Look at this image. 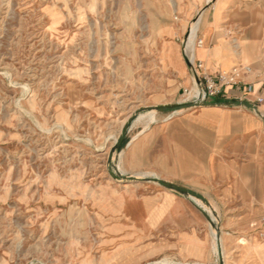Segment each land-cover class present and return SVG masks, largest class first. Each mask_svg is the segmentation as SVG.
Wrapping results in <instances>:
<instances>
[{"label": "rangeland", "instance_id": "1", "mask_svg": "<svg viewBox=\"0 0 264 264\" xmlns=\"http://www.w3.org/2000/svg\"><path fill=\"white\" fill-rule=\"evenodd\" d=\"M194 1L0 0V264H135L123 252L133 244L124 209L163 189L144 180L155 175L140 161L150 128L173 112L138 110L199 97L164 60L176 43V56L186 50L192 61L200 16L215 0ZM112 165L137 180H121ZM197 206L211 219L199 211L212 248L223 250L213 249L217 264L240 256L224 253L227 239L264 244V214L242 224L224 208Z\"/></svg>", "mask_w": 264, "mask_h": 264}, {"label": "crops", "instance_id": "2", "mask_svg": "<svg viewBox=\"0 0 264 264\" xmlns=\"http://www.w3.org/2000/svg\"><path fill=\"white\" fill-rule=\"evenodd\" d=\"M197 41L192 61L186 50V59L176 56V43L166 48L169 72L183 85L198 87L191 65L201 64L208 75L237 69V84L225 85L208 101L221 105L173 111L151 127L149 154L140 163L243 224L264 214V0H215L200 16ZM193 201L166 189L136 198L124 209L132 217V227L125 228L133 244L123 252L135 264H152L161 254L175 255V264H217L213 249L220 246L212 248L206 221L194 207L200 201ZM239 239L226 240L224 253L240 256L224 264H264V244Z\"/></svg>", "mask_w": 264, "mask_h": 264}, {"label": "water", "instance_id": "3", "mask_svg": "<svg viewBox=\"0 0 264 264\" xmlns=\"http://www.w3.org/2000/svg\"><path fill=\"white\" fill-rule=\"evenodd\" d=\"M218 105H221V104L220 103L204 102V101L203 102H189V103H178V104H164V105H158L155 107L140 108L138 111L143 112V111L153 110L155 112H166V111H178V110L201 108V107H213V106H218ZM131 121H132L131 119L127 120V122L122 126L120 134L118 135L117 139L115 140L113 147L109 150L108 157H107L108 164H111L112 155L121 149V147L124 143V139H125L127 129L129 127V124L131 123ZM112 168L114 169L115 174L121 180H124V181H126V180H137V178H135V177H127V176L119 174L116 167L113 165H112ZM111 177L115 178L112 174H111ZM144 180L146 182L157 184L161 188L169 190V191L176 193L180 196L186 197L188 199L194 198V199L199 200L200 202H202L204 204H207V202L203 196H201L200 194H198V193H196L190 189L178 186V185L171 183V182L161 180L157 177H150V178L144 179ZM194 206L196 207V209H198V211H200V213H202L205 216L207 221L209 223H211V219L204 213V211L201 210L195 203H194ZM216 236L218 238L219 234L216 233ZM218 252L220 253V251H218ZM218 264H223V261H222V258L220 255L218 256Z\"/></svg>", "mask_w": 264, "mask_h": 264}, {"label": "built area", "instance_id": "4", "mask_svg": "<svg viewBox=\"0 0 264 264\" xmlns=\"http://www.w3.org/2000/svg\"><path fill=\"white\" fill-rule=\"evenodd\" d=\"M200 44V42H199ZM201 64L190 66L191 73L197 79V85L199 89V97L195 98L193 102H208L212 98L221 94L222 88L225 85H236L239 71L233 69L228 73H216L215 75H208L204 73ZM261 99H257V103H260Z\"/></svg>", "mask_w": 264, "mask_h": 264}, {"label": "bare ground", "instance_id": "5", "mask_svg": "<svg viewBox=\"0 0 264 264\" xmlns=\"http://www.w3.org/2000/svg\"><path fill=\"white\" fill-rule=\"evenodd\" d=\"M196 30V24L194 23V24H192V27H191V31H192V33H194V31ZM167 56H168V54H167ZM125 120H126V118L121 122V125H120V127L122 126V124L125 122ZM119 127V128H120ZM220 244V243H219ZM220 246V255H222V253H223V250L221 249V245H219Z\"/></svg>", "mask_w": 264, "mask_h": 264}]
</instances>
